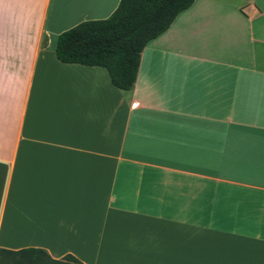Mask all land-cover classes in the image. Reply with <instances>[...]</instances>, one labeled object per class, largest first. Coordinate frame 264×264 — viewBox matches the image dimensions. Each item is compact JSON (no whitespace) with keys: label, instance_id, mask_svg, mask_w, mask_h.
Segmentation results:
<instances>
[{"label":"crops","instance_id":"0c3cea01","mask_svg":"<svg viewBox=\"0 0 264 264\" xmlns=\"http://www.w3.org/2000/svg\"><path fill=\"white\" fill-rule=\"evenodd\" d=\"M119 3L0 0V247L264 264V0H195L128 92L56 54Z\"/></svg>","mask_w":264,"mask_h":264},{"label":"trees","instance_id":"16d2710c","mask_svg":"<svg viewBox=\"0 0 264 264\" xmlns=\"http://www.w3.org/2000/svg\"><path fill=\"white\" fill-rule=\"evenodd\" d=\"M195 0H120L107 18L85 20L63 31L56 54L65 63L103 66L115 86L133 89L141 53ZM0 264H81L73 255L53 259L43 249L0 247Z\"/></svg>","mask_w":264,"mask_h":264}]
</instances>
